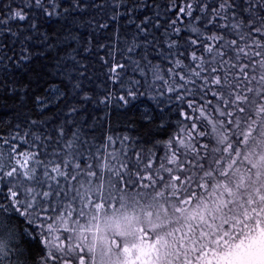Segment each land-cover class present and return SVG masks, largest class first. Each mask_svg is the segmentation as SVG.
Returning a JSON list of instances; mask_svg holds the SVG:
<instances>
[{
  "label": "snow or ice",
  "instance_id": "6c2138e0",
  "mask_svg": "<svg viewBox=\"0 0 264 264\" xmlns=\"http://www.w3.org/2000/svg\"><path fill=\"white\" fill-rule=\"evenodd\" d=\"M0 264H264V0H0Z\"/></svg>",
  "mask_w": 264,
  "mask_h": 264
},
{
  "label": "trees",
  "instance_id": "16d2710c",
  "mask_svg": "<svg viewBox=\"0 0 264 264\" xmlns=\"http://www.w3.org/2000/svg\"><path fill=\"white\" fill-rule=\"evenodd\" d=\"M114 120H115V118H114ZM116 123H118V121H115Z\"/></svg>",
  "mask_w": 264,
  "mask_h": 264
}]
</instances>
